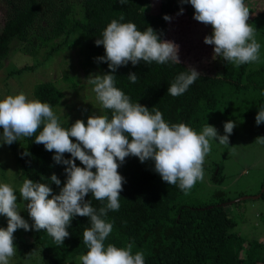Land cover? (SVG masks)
<instances>
[{
  "label": "trees",
  "instance_id": "trees-1",
  "mask_svg": "<svg viewBox=\"0 0 264 264\" xmlns=\"http://www.w3.org/2000/svg\"><path fill=\"white\" fill-rule=\"evenodd\" d=\"M151 4L152 0H127L126 4H120L118 0H0L3 19L0 68L14 39L20 44L42 47L61 38L56 46L53 43V49L74 36L75 45L82 54V68L98 67L101 74L106 73L109 71L107 62L97 60L105 55L104 46H97L95 40L102 38V32L111 20L135 23L141 31L150 26L160 39L165 40L171 20H164L165 14L172 18L181 13V8L190 17L194 13L190 3L181 4L179 0H159L155 12L150 11ZM248 23L256 29V40L262 46L264 9ZM259 55L258 63L239 66L220 57L212 70H197L200 77L177 97L168 94L167 89L181 72H187L188 66L183 61L180 64L140 62L137 65L129 62L116 70L115 86L132 102L148 107L150 112L153 108L161 111L166 122L184 123L198 132L206 124L211 125L221 118L256 116L258 110L264 108L262 49ZM130 72L139 77L134 84L127 77ZM33 95L35 100L50 106L59 104L63 97L62 91L51 81L37 83ZM104 114L110 118L111 110L102 108L101 115ZM77 119L87 122V118L78 117L61 122V126L68 128ZM34 138H22L13 142L10 148L26 178L47 183L53 194H59L66 180V166L57 164L53 160L54 152L35 143ZM70 139L76 142L75 138ZM25 151L29 155H23ZM63 155L64 159L71 158L69 153ZM75 163L83 167L79 160ZM220 168L219 165L214 168L212 179L222 178ZM118 171L125 183L120 193L119 210H110L104 217L113 223V231L105 240L106 246L126 247L131 242L132 253L142 251L145 264H264L263 241L245 239L234 230L237 222L225 208L230 199L224 198L219 190L213 193L212 200L193 203L178 185H168L134 156L126 157ZM53 173L60 179V186L51 182ZM260 186L257 194L264 188V177ZM85 199H90L96 209L104 206L90 194ZM259 199L264 202V190ZM261 217L264 223V212ZM90 226V218L73 217L67 229L70 235L61 246H57L46 231L22 229L26 234L25 238H20L18 254L21 258L29 256L30 264H82L80 257L87 252L83 230ZM14 264L24 263L19 259Z\"/></svg>",
  "mask_w": 264,
  "mask_h": 264
},
{
  "label": "clouds",
  "instance_id": "clouds-1",
  "mask_svg": "<svg viewBox=\"0 0 264 264\" xmlns=\"http://www.w3.org/2000/svg\"><path fill=\"white\" fill-rule=\"evenodd\" d=\"M126 4L127 0H118ZM190 3L196 21L210 25L211 35L203 38L205 44L213 46L214 55L236 66L258 63L261 45L256 40V29L248 23L249 9L244 0H179ZM181 13L183 9L181 8ZM163 19L169 21L165 14ZM123 21L124 17L121 16ZM97 46L103 45L105 55L98 61L107 62L109 71L90 74L88 83L93 85L96 99L103 109L111 110V117L90 115L85 123L75 120L70 127L61 126L60 117L52 107L39 100L29 99L25 94L7 95L0 99V142L11 145L21 138H31L54 152L53 160L65 165L66 180L59 194H53L47 183L24 179L19 187V196L32 224L20 215L17 195L11 185L0 183V215L7 218V226L0 227V264H9L16 253L14 233L18 229L35 230L53 238L57 246L69 237L71 220L75 216L90 218L91 226L83 230L86 254L80 257L82 264H145L144 253H132L133 243L126 247L105 245L113 231V223L104 217L120 208V193L125 178L118 168L125 158L134 156L141 163L151 160L154 171L168 185H178L187 195L198 181H203V164L211 150L210 141L229 145V136L236 127L232 120L223 125L224 133L206 124L200 133L184 123L166 122L158 109L132 102L130 97L115 86V72L129 62L180 64L179 46L160 39L150 26L138 30L132 22L121 23L113 19L96 39ZM181 72L167 89L173 97L184 94L200 77L194 67ZM128 79L136 83V73L130 72ZM264 94V93H262ZM154 113V114H153ZM255 122H264V108L258 110ZM75 138L76 142L70 139ZM131 137V139H129ZM256 141L264 144V137ZM64 153L71 158L64 159ZM23 155H29L27 151ZM79 160L83 167L75 163ZM95 169V171H93ZM52 183L60 186V179L53 173ZM90 196L104 206L94 208ZM106 201V204L104 203Z\"/></svg>",
  "mask_w": 264,
  "mask_h": 264
},
{
  "label": "rangeland",
  "instance_id": "rangeland-1",
  "mask_svg": "<svg viewBox=\"0 0 264 264\" xmlns=\"http://www.w3.org/2000/svg\"><path fill=\"white\" fill-rule=\"evenodd\" d=\"M249 9V20L259 10L264 9V0H246ZM159 0H152L150 11L158 9ZM247 21V22H248ZM3 25L0 6V28ZM170 30L165 40H170L179 46V58L188 67L196 70L209 71L213 65L220 62V57L214 55L213 46L205 44L203 38L211 35L210 25H204L185 12L172 16L169 21ZM264 38V37H262ZM59 40V41H58ZM49 42L42 47H31L14 39L10 43L9 51L0 68V99L7 95L25 94L34 99L33 89L37 83L51 81L63 93L59 104L51 106L54 113L60 117V122L70 121L78 117L88 118L90 115H101L102 106L96 99L93 85L88 83L90 74H101L98 67L84 70L81 66L82 54L75 45V37L70 36L65 44L52 49L61 38ZM264 51V44L261 48ZM232 120L236 127L229 136V145L210 141L211 150L206 155L203 164L204 179L198 181L186 195L188 200L195 202L210 201L216 190L230 203L225 205L226 210L234 217L237 224L234 230L245 239H257L264 243V223L261 215L264 212V202L261 199H243L231 202L244 195H255L260 189L264 177V144L256 138L264 137V122L259 125L255 122V115L236 118H221L211 123L220 135L224 133V123ZM203 130L201 128L197 133ZM0 128V134H2ZM22 139V138H21ZM20 139V140H21ZM155 172L151 160L144 162ZM219 165V180L212 179L214 168ZM156 173V172H155ZM26 179L20 169L18 160L10 145L0 142V183L11 185L17 195L20 205V215L32 223L26 208L19 196V187ZM7 226V218L0 215V227ZM22 229L15 231L14 245L16 253L10 258L9 264L19 259L24 264H30L29 256L21 258L18 254L20 238H25ZM36 263V261H34ZM37 264V263H36Z\"/></svg>",
  "mask_w": 264,
  "mask_h": 264
},
{
  "label": "water",
  "instance_id": "water-1",
  "mask_svg": "<svg viewBox=\"0 0 264 264\" xmlns=\"http://www.w3.org/2000/svg\"><path fill=\"white\" fill-rule=\"evenodd\" d=\"M264 190V188L261 189V192ZM261 192L259 194H256V195H245V196H242V197H239L238 199H235L233 200L232 202H237L239 200H243V199H248V198H251V199H257L259 198V196L261 195Z\"/></svg>",
  "mask_w": 264,
  "mask_h": 264
}]
</instances>
